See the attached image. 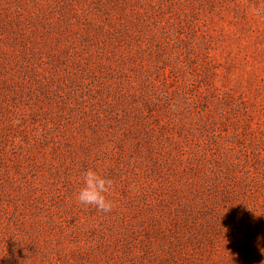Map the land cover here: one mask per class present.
Masks as SVG:
<instances>
[{"label":"rangeland","instance_id":"rangeland-1","mask_svg":"<svg viewBox=\"0 0 264 264\" xmlns=\"http://www.w3.org/2000/svg\"><path fill=\"white\" fill-rule=\"evenodd\" d=\"M0 264H264V0H0Z\"/></svg>","mask_w":264,"mask_h":264},{"label":"clouds","instance_id":"clouds-1","mask_svg":"<svg viewBox=\"0 0 264 264\" xmlns=\"http://www.w3.org/2000/svg\"><path fill=\"white\" fill-rule=\"evenodd\" d=\"M114 188L111 178L102 176L98 171L88 169L82 177V186L75 194V199L84 206L94 207L100 212H111L115 202L109 199Z\"/></svg>","mask_w":264,"mask_h":264}]
</instances>
